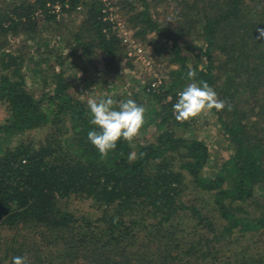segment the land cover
Wrapping results in <instances>:
<instances>
[{
	"label": "trees",
	"instance_id": "16d2710c",
	"mask_svg": "<svg viewBox=\"0 0 264 264\" xmlns=\"http://www.w3.org/2000/svg\"><path fill=\"white\" fill-rule=\"evenodd\" d=\"M172 1L169 23L154 18L148 0L117 2L129 14L134 37L154 33V51H169L174 68L167 85L144 88L154 99L148 115L159 119L154 139L131 145L121 139L104 159L88 140L98 128L88 104L69 92L64 60L57 56L59 69L41 74L43 90L36 95L28 88L24 57L8 47L11 35L32 34L40 21L59 22L55 4L60 12L81 5L71 54L99 51L104 67L117 70L125 54L102 20L101 0H0V104L6 111L0 124V264H12L14 256H26L27 264H264V254H252L250 244L234 245L239 236L264 231V40L256 31L264 28V0ZM184 37L197 44L185 53L178 43ZM189 69L195 82L206 81L232 106L211 110L231 153L210 174L206 143L175 128L176 92L193 82ZM36 130H44L41 139L31 137ZM133 152L137 159L129 162ZM186 179L208 196L219 228L179 201ZM71 197L90 200L100 215L69 211L61 200ZM180 211L191 215V225L174 224Z\"/></svg>",
	"mask_w": 264,
	"mask_h": 264
},
{
	"label": "rangeland",
	"instance_id": "374dc122",
	"mask_svg": "<svg viewBox=\"0 0 264 264\" xmlns=\"http://www.w3.org/2000/svg\"><path fill=\"white\" fill-rule=\"evenodd\" d=\"M10 1V0H9ZM154 18L159 22L169 23L175 16L174 2L172 0H148ZM115 10L119 16L127 22L129 15L125 9H121L114 0ZM56 19L59 22L40 21L35 32L29 35H11L8 41V47L16 50L25 59L24 73L28 88L38 95L43 90L42 73H46L48 68L59 69L57 56L64 60L62 69L69 82V92L77 99L87 103L88 99H105L111 97L116 101L133 99L137 104L140 103L146 109L145 120L140 135L134 140V144L149 142L154 139L156 132V119L153 111L152 97L146 94V84L157 75L162 77L164 85H167L170 79V71L174 65L169 62V51L163 48L158 52L154 51V33L147 35L143 40L139 39L147 53L149 64L141 60H132L125 55H120L117 62V70L108 71L104 67L102 55L99 51L91 54H83L77 49L75 54H71L75 45L74 37L80 31L79 24L83 19L84 11L59 12ZM83 36L86 33H82ZM162 45L163 41H159ZM182 50H191V45L196 44L189 37H184L178 42ZM197 45V44H196ZM42 60V61H41ZM38 62V64H37ZM116 65V64H115ZM39 73V74H38ZM187 83L181 91L188 85ZM145 88V89H144ZM145 91V92H144ZM154 100V99H153ZM159 109V108H158ZM6 117V111L3 104H0V124ZM151 118H155L152 122ZM175 125L176 132L187 137H195L206 143L210 153V159L206 171L213 172L218 169L225 159L230 155L231 149L228 140L220 131L216 123L215 115L211 111L189 121L179 122ZM31 137L41 139L44 136V130L33 131ZM30 138V137H29ZM179 201L187 207L195 206L205 215L213 220L215 227L219 228L222 224L219 214L210 205V199L207 195L196 188L188 179L182 187L179 195ZM61 205L76 215L96 217L100 215L98 209L90 200L68 198L61 200ZM191 213V211H189ZM186 212H178L175 215L174 224L183 227L191 225V215ZM187 217V218H186ZM30 239L31 234H26ZM240 237V236H239ZM235 246L249 245L250 252L264 254V231L256 236L246 235L245 238H239ZM43 251V250H42ZM46 253V249L44 250Z\"/></svg>",
	"mask_w": 264,
	"mask_h": 264
},
{
	"label": "clouds",
	"instance_id": "9594fccd",
	"mask_svg": "<svg viewBox=\"0 0 264 264\" xmlns=\"http://www.w3.org/2000/svg\"><path fill=\"white\" fill-rule=\"evenodd\" d=\"M256 31L259 33L257 39L264 40V28H256ZM195 76V70L189 69L187 78L193 82L178 93L177 102L173 105V115L177 121H189L210 113L213 109L217 112L225 108L232 110L231 104L219 99L216 91L206 81L195 82ZM87 104L91 114L90 122L98 128L88 132V140L104 159L116 149L121 139L131 145L146 123V109L133 99L118 102L111 97L99 100L90 98ZM143 156L144 153H140V158ZM128 159L129 162L137 159L136 153H131ZM12 264H27V257L14 256Z\"/></svg>",
	"mask_w": 264,
	"mask_h": 264
},
{
	"label": "built area",
	"instance_id": "2783aa9c",
	"mask_svg": "<svg viewBox=\"0 0 264 264\" xmlns=\"http://www.w3.org/2000/svg\"><path fill=\"white\" fill-rule=\"evenodd\" d=\"M76 10L80 11L81 5L77 6ZM53 11L58 18V13L60 12L58 4H55L53 6ZM101 13L102 20L104 22H107V24L109 25V33L118 38L121 46L123 47L125 56L129 59L141 60L149 64L144 46L136 37H134L132 29L127 26V22L123 20L119 16L117 10H115L114 0H101ZM162 81V77H157V75L154 76V78L148 82L150 86L147 89L155 90L162 84ZM178 93L179 91L176 92L177 98ZM166 100H171V96H167Z\"/></svg>",
	"mask_w": 264,
	"mask_h": 264
}]
</instances>
